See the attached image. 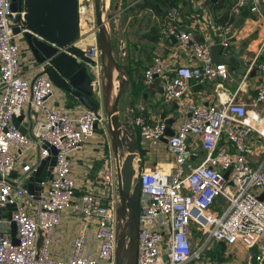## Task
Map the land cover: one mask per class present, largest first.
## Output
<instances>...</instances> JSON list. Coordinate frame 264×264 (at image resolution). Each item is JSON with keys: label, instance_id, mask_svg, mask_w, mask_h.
I'll list each match as a JSON object with an SVG mask.
<instances>
[{"label": "built area", "instance_id": "built-area-1", "mask_svg": "<svg viewBox=\"0 0 264 264\" xmlns=\"http://www.w3.org/2000/svg\"><path fill=\"white\" fill-rule=\"evenodd\" d=\"M190 2L205 7L210 0ZM260 3L236 0L232 11L239 13L246 7L258 13ZM81 9L93 35L83 49L92 61L91 85L100 96L102 66L96 32L92 31L94 0H78L79 21ZM24 13L23 8L12 9V0H0V210L14 203L10 219L16 223L17 238L14 242L10 219L0 216V264H115L117 177L104 110L59 108L50 102L53 83L42 72L43 65L25 66L20 58L28 47L22 33L14 34L13 28L21 27ZM214 28L227 57L232 44L229 24L216 23ZM159 31L164 37L175 38L180 47H191L193 59L169 68L161 56H155L143 70L145 87L159 78L166 100L176 101L184 115L173 134L166 136L163 118L134 114L133 126L142 148L156 146L165 137L172 157L170 162L142 166L135 264H199L212 240L255 246L245 264L252 255L263 264L264 199L259 193L264 190V156L257 164L249 158L257 145L264 148V128L252 121L247 104L238 101L236 94L219 96L217 103L210 104L187 100L191 81L226 78L228 65L215 62L210 45L184 28L179 6L169 8ZM29 56L32 58L31 53ZM30 57L28 60L34 61ZM249 65L264 71V60L253 59ZM28 72L31 75L27 76ZM263 101L264 82L258 85L253 103ZM26 106L32 113L29 133L13 120ZM97 129L104 132L102 142L108 148L99 173L95 177L73 174L71 155L83 151ZM197 145L204 156L192 164ZM34 147L38 148L35 162L21 163L24 175L13 179L19 157L13 150L21 154ZM51 148L56 151L51 178L41 183L38 194H30L25 186L27 173L35 170L39 159L51 155ZM218 197L221 202L216 204ZM67 210L78 216V230L69 251L61 257L51 252V246Z\"/></svg>", "mask_w": 264, "mask_h": 264}, {"label": "crops", "instance_id": "crops-1", "mask_svg": "<svg viewBox=\"0 0 264 264\" xmlns=\"http://www.w3.org/2000/svg\"><path fill=\"white\" fill-rule=\"evenodd\" d=\"M152 1L155 3L154 0ZM235 1L216 0L212 2L210 0V3L205 7L191 3L190 0H180L178 3L184 28L191 30L199 41L210 45V51L211 46L219 42L218 33L214 28L215 24L227 22L230 28L229 37L232 41L228 48L227 56L238 51L237 60L248 61L246 71L243 74L231 71V66L226 62L228 65L226 78L218 77L214 80H207L209 83L206 86H200V83L191 81V92L187 100L210 104L217 103L219 96L224 97L227 94H236L238 101L247 104L248 113L253 119L252 121L258 127L264 128V101L258 104L253 103L258 85L264 82V73L257 67L249 65L253 59H255V62L264 60V0H261L258 13L250 12L246 7L242 8L239 13H234L232 7ZM108 2V14L111 15L108 24L113 49L116 50V55L123 56L120 62L126 64L131 71V82L127 89L126 97L127 104L128 100H131L134 114L144 112L152 119L172 118L168 126L174 132L184 112L178 107L176 101L166 100L163 94V83L159 78L155 79L150 87L143 85V70L155 56H161L169 68L191 62L193 59L191 47H180L175 38L164 37L160 34V24L169 7H162L164 13L161 11L159 14L156 8L149 7L144 0H108ZM22 45L23 49H25L23 42ZM25 50H27V54H30L28 49ZM28 57L30 56L28 55ZM220 57L223 58L224 54H220ZM24 63L25 61H23ZM29 75H31L30 72L27 73V76ZM55 89L54 95L50 97V102L54 105L59 108H84L78 102L69 107L71 105L69 97L59 88ZM99 108L102 109V106L100 105ZM31 114L30 108L26 106L22 114L18 116L20 119L17 125L23 132H30ZM39 117L40 115L37 114V118ZM103 133L102 129H97L94 135L86 141L83 151L71 155L73 174L95 177L99 173L102 157L108 152V148L102 142ZM257 143L258 140H255L254 144L256 145ZM31 149L34 150L33 157L29 155V150ZM31 149L22 151L21 154L18 149L13 150L14 154H19L17 169L13 172V179L19 175H24L21 163L33 164L35 162L38 148L34 147ZM143 150L144 154L142 158L139 154V159L143 161L144 166L152 167L172 160V157L167 152L165 142L162 140L156 146H148L146 150ZM194 152L195 155L190 158L192 164L199 162L204 156V151L199 145L195 147ZM263 156L264 148L257 145L256 153L249 159L254 164H257L262 160ZM259 194L264 199V190H261ZM220 202L221 198L218 197L216 204ZM77 230L78 216L72 210L63 212L56 232L60 235L62 246L66 252L69 251L72 237ZM221 243L224 244L223 242L212 240V246L208 248V251L214 250L213 256H216L217 251L220 250L217 245ZM236 244L241 245L237 246V253L232 252L230 254L232 256L235 255L234 259H239L241 261L239 263H247L248 250H255L256 247L247 248L240 242H236ZM231 255L224 258H229ZM226 260L227 262L220 263L219 261L215 262L213 259L210 260L209 264H239L236 260L235 262L237 263ZM203 263L204 261L201 260L200 264Z\"/></svg>", "mask_w": 264, "mask_h": 264}, {"label": "water", "instance_id": "water-1", "mask_svg": "<svg viewBox=\"0 0 264 264\" xmlns=\"http://www.w3.org/2000/svg\"><path fill=\"white\" fill-rule=\"evenodd\" d=\"M21 8L25 12L21 27H14L13 32L22 33L36 64L43 65L42 72L69 97V107L78 102L92 110L101 105L104 110L117 177L115 264H135L143 162L139 159L140 145L133 126L131 100H128L126 114H120V100L123 96L127 97L131 71L115 58L108 24L111 15L108 14L105 0H94L95 25L92 28L96 32L102 66L100 96L91 85L89 63L92 61L85 50L76 45L90 32L81 34L78 0H12L13 10ZM222 51L220 43L211 46V56L215 62H228L231 71L242 74L246 71L248 61L237 60L238 51L221 58ZM208 83L206 81L199 85L206 86ZM19 119L16 117L13 120L17 124ZM164 121L167 124L165 135L170 136L173 132L168 125L172 118ZM162 141L166 142V138L163 137ZM50 150L51 155L39 159L35 170L27 173L25 186L30 194H38L42 189L41 183L51 178L56 151L54 148ZM227 175L228 172H225L224 176ZM14 207V203H9L0 210V216L10 219ZM10 225L13 241L17 242L15 221L10 219ZM40 241L39 236L37 242ZM249 264H258L254 255L249 258Z\"/></svg>", "mask_w": 264, "mask_h": 264}, {"label": "rangeland", "instance_id": "rangeland-1", "mask_svg": "<svg viewBox=\"0 0 264 264\" xmlns=\"http://www.w3.org/2000/svg\"><path fill=\"white\" fill-rule=\"evenodd\" d=\"M17 43H21L20 42V40H18L17 41ZM114 54H115V58L120 62V60H122L123 59V56L121 55V56H119V55H116V50H114ZM29 55V54H28ZM28 55H27V51L25 50V51H23L22 50V52L20 53V58H21V60H23V61H25V63H24V65L26 66L27 64L26 63H28L29 64V66L31 67L32 66V64H34V63H36L35 61L36 60H34V59H32L31 57V59L32 60H34V61H30V60H28ZM118 57V58H117ZM122 58V59H121ZM52 88H53V95H54V93H55V86L53 85L52 86ZM127 107H128V104H127V102H126V97H122L121 98V100H120V114L121 115H124V114H126V112H127ZM29 155H31L32 157L34 156V150L33 149H31V150H29ZM17 169V165H16V167H15V170ZM52 241H53V246H51V252L53 253V254H56L57 256H61V257H64L65 256V254H66V250L63 248V244H62V241L60 240V235L59 234H56L54 237H53V239H52ZM238 245H240V244H238ZM236 243H234V244H228V245H226V244H219V245H217V246H219L220 247V250H218V253H216V256H213L214 255V253H215V251H208V249H207V251L205 250L204 251V253H203V258H202V261H204V263L203 264H209L210 263V260H213L214 259V261L215 262H220V263H225V262H227V260L226 259H228V261L230 260L231 262H233V263H239V262H241L239 259H234L236 256L234 255V256H232L230 253H232V252H235V253H237V246H238ZM241 246V245H240ZM216 247V246H215ZM243 247V246H242ZM217 248V247H216ZM250 250H248V252H249ZM246 252H247V249H246ZM59 254V255H58ZM229 255H231V257H229V258H224L225 256H229ZM245 256H246V253H245ZM211 258V259H210ZM235 260L237 261V262H235ZM202 263V262H201ZM200 264V263H199Z\"/></svg>", "mask_w": 264, "mask_h": 264}, {"label": "trees", "instance_id": "trees-1", "mask_svg": "<svg viewBox=\"0 0 264 264\" xmlns=\"http://www.w3.org/2000/svg\"><path fill=\"white\" fill-rule=\"evenodd\" d=\"M154 1H155V3H153L152 0H144V2L146 4H148L149 7L153 8V9L156 8L157 9V13L160 14V12L162 11V7H166V8L169 7V8H171V7H174V6H178V3H179L180 0H154ZM162 13H164V12L162 11ZM129 67H130V65H129ZM134 130H135V133H136L137 141L139 142V145H140L139 154H140V157L142 158V156L144 154V150H143L144 148H142V146H141L139 133H138V131H137V129L135 127H134ZM217 253H218V251H217Z\"/></svg>", "mask_w": 264, "mask_h": 264}, {"label": "bare ground", "instance_id": "bare-ground-1", "mask_svg": "<svg viewBox=\"0 0 264 264\" xmlns=\"http://www.w3.org/2000/svg\"><path fill=\"white\" fill-rule=\"evenodd\" d=\"M108 0H105V6L106 8L108 7L107 4H108ZM80 29H81V33L83 34H86V32L89 31L88 28H90V26H88L85 22V18H86V14L83 12V10L81 9L80 10ZM92 38H93V35L92 33L91 34H88L87 36H85L84 38H82L79 42L76 43L77 46L81 47V48H84L86 45L90 44L92 42Z\"/></svg>", "mask_w": 264, "mask_h": 264}]
</instances>
